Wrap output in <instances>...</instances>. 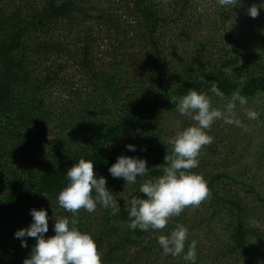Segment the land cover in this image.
Instances as JSON below:
<instances>
[{"label":"trees","instance_id":"16d2710c","mask_svg":"<svg viewBox=\"0 0 264 264\" xmlns=\"http://www.w3.org/2000/svg\"><path fill=\"white\" fill-rule=\"evenodd\" d=\"M193 2L0 0V264H23L30 257L37 240L15 233L34 222L33 209L48 213L46 239L56 234L55 216L71 220L58 194L69 183L67 170L80 159L94 163L96 178L106 179L121 208L113 215L97 203L94 212L78 213L76 227L92 236L102 264H191L183 256L193 240L195 264H264V213L243 198L256 195L245 174L231 171L239 163L245 168L236 150L242 137L237 126L227 134L218 125L205 130L213 142L202 147L198 166L188 170L201 175L209 189L199 207L185 208L162 230L129 227L126 202L147 199L140 186L163 175L169 138L196 124L190 116L181 117L176 130L169 128L166 117L176 111L174 98L192 89L211 101L229 102L240 89L248 100L244 107L236 103L241 117L251 109L264 122L259 53L248 51L253 58L243 59L244 35L230 51L221 42L211 46V36L206 45L198 41L188 47V26L199 25L195 21L201 16L209 24L213 17L195 15ZM217 12L220 24L224 14ZM213 26L218 27L208 28ZM167 35L169 41L160 44ZM142 52L137 76H128L126 69ZM213 82L223 98L211 92ZM120 156L146 160L147 175L127 186L123 178H114L109 168ZM257 156L264 157V141ZM256 198L264 205V198ZM178 225L188 229L185 252L156 263L163 253L158 237Z\"/></svg>","mask_w":264,"mask_h":264},{"label":"clouds","instance_id":"9594fccd","mask_svg":"<svg viewBox=\"0 0 264 264\" xmlns=\"http://www.w3.org/2000/svg\"><path fill=\"white\" fill-rule=\"evenodd\" d=\"M218 3L222 6L234 5L236 0H218ZM248 15L257 18L259 7L253 5L248 9ZM240 83L243 84L244 81L241 80ZM210 90L223 98L224 94L219 91L215 82L212 83ZM261 95L260 92L257 93L258 97ZM171 102L176 103V110L181 115L190 116L196 124L169 138L171 153H167L164 158L163 175L140 186V193L145 194L147 199L133 197L126 202L125 211L131 221L129 227L133 230L137 228L143 231L162 230L169 218L179 216L187 207H199L208 197L209 189L204 178L188 170L198 166L197 158L202 147L213 142V138L207 135L205 130L210 129L218 119H223L227 124L235 123L240 126V121L233 118L235 116L233 110L237 102L244 107L248 100L240 94V89H237L226 105L227 115L212 108L206 94L192 89L187 95L174 98ZM245 111L249 119L257 118L255 111L251 109ZM127 148L136 151L133 145H128ZM148 170L146 160L126 156H120L109 168L114 178H123L126 181V186L135 184L137 177L147 175ZM67 179L69 181L67 187L58 194V204L72 213L73 217L70 220L68 217L55 216L56 234L46 239L44 234L49 231L48 213L46 210L33 209L31 216L34 222L30 227L15 233L17 238L31 237L37 240L30 257L25 259L23 264H102L101 254L92 236L82 233L76 227L78 213L81 209L92 213L99 203L105 208H111L112 214L116 215L121 211L120 205L106 187V179L96 178L94 163L91 161L80 159L67 170ZM43 196L47 198L46 194ZM187 237L188 229L178 225L170 235L159 236L158 243L164 255L178 257L185 252ZM22 247H28L26 240L22 242ZM196 248L197 241L193 240L188 245L183 259L195 264Z\"/></svg>","mask_w":264,"mask_h":264},{"label":"rangeland","instance_id":"374dc122","mask_svg":"<svg viewBox=\"0 0 264 264\" xmlns=\"http://www.w3.org/2000/svg\"><path fill=\"white\" fill-rule=\"evenodd\" d=\"M213 1L214 2H211V0H194L193 4L197 6L195 9L198 10L195 12V15L200 16L206 14L207 16L208 14L213 17L210 19L209 24L206 22V17L201 16L198 17V21H195V23H199V25L197 24L195 27L191 25L188 26L189 30L187 32L190 34V40L187 46L193 47L194 45L191 44L198 43V41H204L206 45L208 44V36H211V46L214 47L216 44L215 42H221L222 48L226 51H230L234 45V40H240V36L244 35V38H246L243 40L241 48L243 59L250 57L253 58V55L249 54L248 51H252L254 54L257 52L259 53L257 54L258 58L262 61L261 65H264V35L262 30L264 28V7H260L261 5H264V0H236L234 5L227 6L220 5L218 0ZM239 3L244 5L240 7L238 6ZM211 5L215 6L211 7ZM253 5L259 7V16L257 18H252L248 15V9ZM217 11L224 14L221 22L223 24L222 27L221 23H218L219 14ZM213 12H215V15H212ZM190 23L191 22L188 24ZM212 24H215L218 27L213 26L212 28H208L209 25ZM227 33H230L229 38L225 36ZM169 37L170 36L167 35L166 38L160 42V44H164L165 41L167 43L170 39ZM144 55V52H142L139 57L135 58V60L130 63V67L126 69L128 76H137L136 69L141 65V62H143ZM169 56L170 52H167V57ZM73 79V81H76L77 78ZM210 103L212 108L218 109L227 115L226 105L228 102L212 99V101L210 100ZM258 104L263 108L260 109L263 111L262 115L264 116V102H259ZM233 111L235 113L233 118L240 121V126H237L235 123L227 124L223 119L214 121L212 126L216 127V125H218L223 134H227L229 131L234 132L232 128L237 126V132L242 137L239 142L236 143V150L241 152L240 154L245 168H241L239 163L237 166L232 167L231 171L245 174V178L248 179L245 184H249L248 188L255 191V194L259 197L264 198V157L257 156L260 143L264 141V122L262 123L259 117L256 119H250L249 122H247L246 119L248 116L241 117L243 114L242 109L235 107ZM181 117L187 119L189 118L188 115H181L177 110L174 113L172 112L167 114L166 122H168L169 128L176 130ZM258 132H261L260 134L262 135H258ZM209 169L212 171V168ZM214 170L217 171V168H214ZM256 195L247 196L244 194L243 198L244 196L246 197L245 201L248 203L250 208H254L256 206L257 211H261V214H263L264 205L257 200ZM207 244L208 243H205L204 245ZM162 255H157L156 263L162 262L163 258L166 256L164 253H162Z\"/></svg>","mask_w":264,"mask_h":264}]
</instances>
